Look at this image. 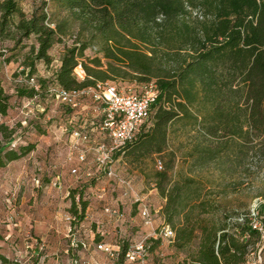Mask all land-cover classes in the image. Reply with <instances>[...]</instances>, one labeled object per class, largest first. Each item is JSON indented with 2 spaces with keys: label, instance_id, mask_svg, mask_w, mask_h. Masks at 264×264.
I'll return each mask as SVG.
<instances>
[{
  "label": "trees",
  "instance_id": "obj_1",
  "mask_svg": "<svg viewBox=\"0 0 264 264\" xmlns=\"http://www.w3.org/2000/svg\"><path fill=\"white\" fill-rule=\"evenodd\" d=\"M19 2L0 0V38L19 44L33 37L21 62L27 76L35 73L37 61H52L49 49L75 26L80 35L64 45L53 79H40L36 89L21 87L18 95L47 97L51 83L71 90L107 80L153 81L158 98L151 124L121 150L132 147L128 153L137 159L153 153L168 157L153 175L165 199L161 213L175 230L176 249L195 245L191 261L175 264L245 262L249 247L261 240L251 218L208 221L204 215L215 205L204 183L191 175L169 176L175 156L168 135L177 121L192 127V167L242 165L247 156L264 154V0H49L51 15L38 8L29 17ZM90 46L93 56L85 54ZM9 107V95L0 88V116ZM0 133V168L34 148L32 143L8 147L13 129L3 123ZM80 205L79 215L75 203L71 211L82 217L87 202ZM259 213L264 222V205Z\"/></svg>",
  "mask_w": 264,
  "mask_h": 264
},
{
  "label": "rangeland",
  "instance_id": "obj_2",
  "mask_svg": "<svg viewBox=\"0 0 264 264\" xmlns=\"http://www.w3.org/2000/svg\"><path fill=\"white\" fill-rule=\"evenodd\" d=\"M19 5L27 17L38 8L45 9L49 15L53 13L49 0H20ZM51 27H54L53 23ZM79 33L75 26L72 34H67L62 37V42L52 45L49 49L52 61L49 64L36 62V71L32 76L37 81L53 79L64 45H71ZM32 43V36L22 38L19 44L11 38H0V88L9 95L10 105L7 114L0 116V124L13 129L8 147L17 149L29 143L34 145L33 150L25 156L0 168V264H86L88 254L80 248V242L95 243L103 237L105 242L125 247L145 233H157L161 224L167 222L160 210L155 213L153 227L147 228V232L142 231V222L135 216L138 211L136 206H132L131 195L125 198L128 201L124 206H127L128 214L133 219L125 215L112 216L117 224L111 234L108 232V219L98 210L103 209L101 204L105 202L123 212L120 187L94 170L91 155L88 157V167L93 178H84L82 183L69 181L73 179L69 169L52 168L60 162L64 163L65 154L73 144L70 136L72 130L90 131L91 141L102 140L103 136L97 127L99 115L93 112L90 99H84L79 109L71 111L49 96L28 99L18 95L17 89L30 87L26 83L27 68L21 62ZM85 54L93 56L94 48L88 47ZM75 74L79 78L83 76L79 68ZM112 82L123 92L140 90L146 84L119 79ZM148 83L154 84L153 81ZM87 119L90 121H85ZM92 119L93 125L90 123ZM150 124L147 120L139 132L146 131ZM193 135L194 131L187 121H177L170 128L168 148L174 151L175 156L169 171L170 178L173 180L181 175H191L204 183L205 192H210L207 197L215 205L212 212L204 215L208 221L225 217L232 224L236 221L242 223L247 217L252 221L255 215L259 216L260 208L264 205V154L249 155L242 165L230 163L219 166L210 163L192 167L189 153L193 147ZM131 150L132 147H128L114 155V168L130 181L134 192L145 197L144 194L155 186L153 175L158 170L156 159H160L164 166L168 157L166 153H153L137 159L133 153H128ZM35 178L39 183L35 182ZM54 182L57 183L55 186ZM80 201L87 202V218H84V213L82 217L78 216L81 212ZM146 201L152 209H157L161 204L156 195L151 201ZM72 203H75L78 215L71 211ZM91 209L94 216H90ZM68 215L74 220H66ZM168 225L175 237L174 228ZM149 242L147 257L151 264H175L192 259L189 252L194 244L192 248L178 250L174 238H160L158 235L150 238ZM261 245V240H258L249 247L245 262L254 258ZM262 257L264 262V250ZM108 258L101 262L110 264L112 260Z\"/></svg>",
  "mask_w": 264,
  "mask_h": 264
},
{
  "label": "built area",
  "instance_id": "obj_3",
  "mask_svg": "<svg viewBox=\"0 0 264 264\" xmlns=\"http://www.w3.org/2000/svg\"><path fill=\"white\" fill-rule=\"evenodd\" d=\"M77 68L82 73L81 68L79 66ZM26 83L30 87L37 88V80L34 76H27ZM47 96L65 105L71 111L79 109L84 99H90L93 104V112L99 115L97 127L103 139L91 141L90 131L86 129L72 130L70 136L73 144L66 152L65 160L71 162L76 159L78 163L82 164V168L80 170L78 166H73L69 168V171L76 180L92 179L93 173L88 167L90 163L88 157L91 155L94 170L114 181L120 187L123 198H130L132 195L131 202L136 206L142 224L148 229L152 228L155 217L154 210L145 197L134 192L130 181L115 170L114 155L137 138L140 128L149 119L152 105L158 98V90L155 84L146 83L142 85L140 90L123 92L118 89L114 82L109 80L98 81L92 86L71 90L64 89L56 83H51L47 90ZM90 123L94 124L93 119ZM90 130H92V127ZM63 131H66V129H63ZM155 166L158 170L162 169L163 165L160 159H156ZM52 168H55V165ZM35 182L39 183L38 178H35ZM56 184V182L53 183L54 186ZM104 212L110 216H122V212L118 207L106 205ZM261 217H264V214ZM66 220L72 221L74 219L68 215ZM251 225L259 232L262 245L254 258L243 264H264L262 257L264 222L259 216L255 215L252 218ZM155 235L166 239L174 238V232L170 226L167 223H162L157 233H145L127 244L124 249L119 244H116V248H114L104 242L97 243L96 248L103 251L108 257L116 259V264H151L147 257L150 249L149 241ZM80 244L83 248L87 247L85 242H80Z\"/></svg>",
  "mask_w": 264,
  "mask_h": 264
},
{
  "label": "crops",
  "instance_id": "obj_4",
  "mask_svg": "<svg viewBox=\"0 0 264 264\" xmlns=\"http://www.w3.org/2000/svg\"><path fill=\"white\" fill-rule=\"evenodd\" d=\"M63 162L64 163H61L60 162L57 166H55V168H58V169H69L70 167H73V166H78L80 168V170L82 168V164L78 163L76 159H73L71 162H69V161L67 162L65 160V157H64ZM72 177H73V179L69 180L71 182H74L75 181L77 183H82V181H83V179H81L79 181V180H76L74 176H72ZM99 195L102 196L103 194H99ZM99 195H97V196H99ZM144 195H145V198L147 200H149V201H151L152 198L155 195L160 199V201H161L160 206H158L157 209L156 208H153V210L155 209L154 210V215H155L156 212H158V211H160L162 209V206L165 203V199L162 198L158 194V191H157V189H156L155 186L154 187L152 186V188L150 190H148V192H146ZM96 198H102V197H96ZM120 200H121V204L123 205L122 215L123 216L124 215L125 216H130V219H133V217L131 216V214H128L127 206H124L127 203L128 199H125V198L122 197V199H120ZM95 201H97V204L100 206V202H98L97 199H95ZM129 204H131V202ZM106 205L107 204L105 202L103 204H101V206L103 207V209H99L98 211L101 212V215H103V217H105V218L108 219V222L110 223V224L108 223L109 224V226H108L109 227V231L108 232L111 233V234H113V231L116 230V224L117 223H116V220L115 221L112 220L113 219L112 216H110L109 214H107L106 212H104V207ZM132 206H135V205L132 204ZM88 210H89V207L86 206L85 211H84V218H87L88 217ZM98 211L96 212L97 214H98ZM136 215H137L138 219L140 220V217H139L138 213L135 214V216ZM161 215H162V213H161ZM90 216H94L93 210L91 211ZM135 222H137V221H135ZM133 224H135V223H133ZM140 228H141L142 231L147 232V227H145L144 225H142V223L140 224ZM132 230H135V228H132ZM100 233L103 234L102 232H100ZM102 242L107 243V244H110L108 242H105L104 241V238L102 237V238H100V240H97L95 243L86 242V245H87L86 248L80 247L83 251H85L88 254L86 264H103V262H101V261H104V259H109L108 256L103 251L98 250L96 248L97 243H102ZM110 245H112V247L116 248V243L115 244H110ZM110 259L112 260L110 264H116V259H113V258H110Z\"/></svg>",
  "mask_w": 264,
  "mask_h": 264
}]
</instances>
